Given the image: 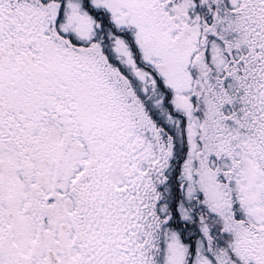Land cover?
Instances as JSON below:
<instances>
[{"label": "snow or ice", "instance_id": "1", "mask_svg": "<svg viewBox=\"0 0 264 264\" xmlns=\"http://www.w3.org/2000/svg\"><path fill=\"white\" fill-rule=\"evenodd\" d=\"M0 264H264V0H0Z\"/></svg>", "mask_w": 264, "mask_h": 264}]
</instances>
